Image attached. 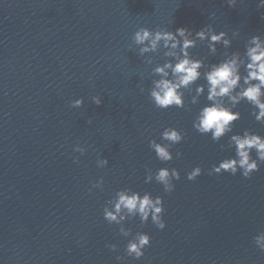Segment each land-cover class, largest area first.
I'll list each match as a JSON object with an SVG mask.
<instances>
[{"label": "water", "instance_id": "water-1", "mask_svg": "<svg viewBox=\"0 0 264 264\" xmlns=\"http://www.w3.org/2000/svg\"><path fill=\"white\" fill-rule=\"evenodd\" d=\"M258 2L0 0V264H264V252L253 242L264 231V163L247 179L239 171L209 175L213 164L234 155L228 136L213 142L193 129L204 96L187 111L154 107L148 90L151 69L164 62L162 50L140 56L131 40L140 27L194 33L211 24L231 46L217 45L212 55L198 41L189 51L215 63L225 52L243 53L252 35L264 39ZM92 96L100 97L99 106ZM77 98L82 105L71 107ZM235 110L241 116L234 133L248 129L264 136V124L246 102ZM169 126L184 139L163 163L148 142H161L160 132ZM97 158H107V166L98 167ZM197 165L201 175L187 180L185 173ZM145 167L176 168L174 190L145 183ZM100 178L102 187L89 191ZM125 187L163 199V230L138 218L124 222L133 235L150 236L139 260L124 255L131 236H121L119 226L102 216L105 202Z\"/></svg>", "mask_w": 264, "mask_h": 264}, {"label": "clouds", "instance_id": "clouds-1", "mask_svg": "<svg viewBox=\"0 0 264 264\" xmlns=\"http://www.w3.org/2000/svg\"><path fill=\"white\" fill-rule=\"evenodd\" d=\"M224 3L228 7H234L237 0H224ZM257 6L264 7V0H259ZM237 35V32H233V38ZM131 40L138 47L140 56L162 50L164 62L151 69L153 79L148 90L154 107L161 110L175 107L187 111L189 105L198 104L199 98L204 96L207 103L198 109L192 121L193 129L198 134L209 136L213 142H219L228 136L227 147L234 150V155L213 164L208 174L226 172L236 175L239 171V174L247 179L258 171L259 165L264 163V136L248 129H244L242 133H234L233 125L240 119L241 114L235 109L241 101L251 107L250 114L255 121L264 124V39L259 35H252L246 41L243 53L225 52L223 59L210 64H206L202 58L193 57L189 49L196 47L198 41L206 42L209 54L214 55L217 45L228 49L232 42L224 31L216 32L211 24L194 33L185 27H178L174 32L163 28L152 30L140 27L132 34ZM145 62L153 63L150 56L145 57ZM198 80L204 82L196 83ZM140 91H144L143 87H140ZM185 92L190 96L187 104ZM91 100L97 106L101 104L99 96H92ZM82 103L83 100L77 98L70 101V106L78 108ZM230 133L231 135H228ZM183 139L182 131L169 126L160 132L161 142L150 139L148 147L159 161L167 163L173 159L172 147ZM220 147L223 149L225 145L221 144ZM73 151L83 155L85 149L75 145ZM181 156L182 153L176 151L175 157L179 159ZM75 162H78V157L74 158ZM96 163L98 167H105L108 160L97 158ZM201 172L202 169L197 165L185 173V178L193 181ZM179 179L180 174L174 167H161L155 172L145 167L144 182L150 183L154 180L162 185L165 193L172 192L175 187L173 182ZM102 185L103 178H100L92 183L89 191L101 188ZM163 213L161 196H153L149 192L141 193L128 187L116 190L102 208L103 219L108 224L119 226V234L124 238L131 236L124 247V255L134 260L143 257L144 249L150 245V236L139 231L133 235L131 228H126L124 222L138 218L141 225L150 221L156 228L163 230L166 226ZM253 242L264 252V231L255 235ZM105 246L114 252L117 251L115 244ZM123 259L120 255L116 256L117 261Z\"/></svg>", "mask_w": 264, "mask_h": 264}]
</instances>
